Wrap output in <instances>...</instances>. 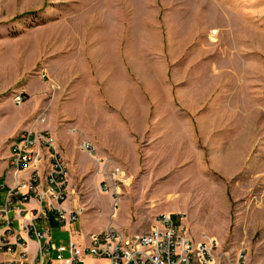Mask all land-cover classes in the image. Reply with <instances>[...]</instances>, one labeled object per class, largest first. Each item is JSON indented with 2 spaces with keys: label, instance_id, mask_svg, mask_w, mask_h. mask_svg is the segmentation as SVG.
<instances>
[{
  "label": "rangeland",
  "instance_id": "rangeland-1",
  "mask_svg": "<svg viewBox=\"0 0 264 264\" xmlns=\"http://www.w3.org/2000/svg\"><path fill=\"white\" fill-rule=\"evenodd\" d=\"M155 108L161 129L138 131ZM23 129L71 158L63 195L79 213L51 230L56 246L165 214L264 264V0H0V179ZM104 160L122 173L112 191Z\"/></svg>",
  "mask_w": 264,
  "mask_h": 264
},
{
  "label": "built area",
  "instance_id": "built-area-1",
  "mask_svg": "<svg viewBox=\"0 0 264 264\" xmlns=\"http://www.w3.org/2000/svg\"><path fill=\"white\" fill-rule=\"evenodd\" d=\"M14 102L20 104L21 96ZM47 141L44 132L31 129H23L21 139L13 140L8 169L14 183L0 204V264H48L53 261L52 254L61 264H84L88 259L102 264H241V256L231 259L215 238L202 236L194 241L181 217L172 219L165 214L156 216L146 233L127 235V246L118 245L119 232L112 227L92 234L91 248L71 241L67 247L56 246L46 226L48 216L52 215L59 225H70L79 212L66 213L62 208V185H66L67 174H62ZM34 144H41L44 160H54L55 173H47L43 162L27 166ZM82 149L89 152L86 143ZM102 167L107 172L116 171L106 160ZM21 170H29V179H17ZM31 200H37V206L27 208ZM38 224L45 226L40 229ZM20 233H29V242H22Z\"/></svg>",
  "mask_w": 264,
  "mask_h": 264
},
{
  "label": "crops",
  "instance_id": "crops-1",
  "mask_svg": "<svg viewBox=\"0 0 264 264\" xmlns=\"http://www.w3.org/2000/svg\"><path fill=\"white\" fill-rule=\"evenodd\" d=\"M164 81H165V79H162V81L160 82L161 84H163L164 85ZM67 100H68V98H67ZM67 100H66V102H67ZM65 102V103H66ZM152 103H154V102H152ZM158 103H160V102H158ZM64 104V103H63ZM155 104V103H154ZM157 106V105H156ZM161 106V105H160ZM159 106V108H161ZM159 108H157L158 110H159ZM151 113L152 112H150V109L149 110H145L144 111V114H143V116L141 117V119H140V124H139V129H138V131L139 130H144V129H146V127H148V128H151V129H154V130H156V129H161V126H160V124H158V120H160V115H159V112L156 110V108L154 109V111H153V113H152V115H151ZM132 131V133H134V134H136V132L134 131V130H131ZM131 133V134H132ZM128 136V135H127ZM57 137H58V134L56 133V139H57ZM128 139H127V141H128V145H129V154H136L137 153V144L136 143H134L133 142V140L131 139V137H127ZM163 140V137H158V136H156V137H150V139H149V142L150 143H153V146L155 145V147L152 149V147H151V149H150V151L152 150H154V151H158L159 152V148H162V145L164 144L163 142H160V141H162ZM176 141L180 144V145H182V140H181V138H177L176 139ZM175 143V142H174ZM59 144V143H58ZM176 144V143H175ZM179 145V146H180ZM58 146H60V145H56V150L58 151V153L60 154V156H61V158H62V160H63V162H64V164H65V166H66V168L67 167H71V170H72V164H70V161L68 162V160H71V158H69L67 155H65L64 157L62 156V154H61V152H62V149H60V147H58ZM96 147H95V149H96V151H97V154H98V152L100 151V152H102V151H106L105 150V148L104 147H99V146H97V145H95ZM108 151H110V152H112V153H115L116 155V157L118 158H125V156L124 155H119L118 153H117V151H115L114 152V150L113 149H107ZM171 150V149H170ZM169 150V148L167 149L166 148V150H164L163 152H168V151H170ZM181 150V148H178V152ZM107 156V155H106ZM228 162H229V165L231 166L232 165V157L230 156L229 158H228ZM47 165V163H45L44 164V168H45V166ZM227 173V172H226ZM226 173H221L222 175H224V174H226ZM20 178L21 179H25L26 178V174H21V175H19L18 176V180H20ZM42 182H43V179H44V177L42 176ZM0 180H2L1 182H0V192H3L4 193V197H5V195H6V193H7V191H8V189H9V187L10 186H12V184L14 183L13 181H14V179H13V176H12V174H11V171L9 170V169H7V172H6V175H5V177H4V179H0ZM67 189H69V187H67ZM65 198H66V195H67V190H66V188H65ZM108 199L111 201V198L108 196ZM66 200V199H65ZM63 201L64 203L62 204V208H63V210L64 211H66V213H69V212H71V210L69 209V206H70V202L71 201H69V198L66 200V201ZM3 201H4V198H3ZM3 203V202H2ZM37 200H31V202L29 203V205L27 206V208H34V207H36L37 206ZM77 212V211H76ZM71 213H74V212H71ZM158 216V215H157ZM156 218V217H155ZM154 218V219H155ZM48 223L46 224V226H48L49 228H50V232H51V230L52 229H55L56 230V227L58 228V227H60L61 225H59V224H57L56 223V221H55V219H54V217L52 216V215H49L48 216ZM154 219H153V221H154ZM153 223V222H152ZM228 224V223H227ZM15 225V224H14ZM40 229H43L44 228V226L45 225H43V224H38L37 225ZM66 226V230L67 231H70V225H65ZM118 231V230H117ZM92 234L93 233H91L89 236H88V243H89V240H90V238H91V236H92ZM123 235V234H122ZM126 236V235H125ZM213 237V236H212ZM52 241V240H51ZM198 241H200V240H198ZM71 242H74V241H72L71 240ZM75 243V242H74ZM87 243V244H88ZM76 244V243H75ZM86 244V245H87ZM52 256H53V254L51 255V259H52ZM86 262H91V263H99V264H102L101 262H98V261H95V260H92V259H88ZM85 262V263H86ZM48 264H61V263H58V262H56V261H54V259H53V261L51 262V263H48Z\"/></svg>",
  "mask_w": 264,
  "mask_h": 264
},
{
  "label": "bare ground",
  "instance_id": "bare-ground-1",
  "mask_svg": "<svg viewBox=\"0 0 264 264\" xmlns=\"http://www.w3.org/2000/svg\"><path fill=\"white\" fill-rule=\"evenodd\" d=\"M44 135H45V137H48L46 133H44ZM20 139H21V132L15 137L14 140H20ZM47 148H49L50 150H52V152H54V158L57 159V163L59 164V167H61L62 174H66V166H65L60 154L55 149L54 144L52 142V139L49 137H48V141H47ZM86 148L91 150L90 145H88V144H86ZM11 153H13V144L11 146L10 154ZM44 159H45V154L42 153V151H41V144H34V146H32V148H31L30 159H27V166H40V163L43 162V166L45 163H47V165L44 168V169H46L47 173H55L54 160H44ZM108 173L109 174H108V180L107 181L110 183L109 186H110L111 191H112L113 187H112L111 182L114 179H117V180L120 179L119 176L122 175V173L118 168H116L115 173L114 172H108ZM21 174H26L25 179H29V170H21L19 172V175H21ZM65 186L66 185H62V199L63 200H64L63 192L65 190ZM20 240H22V242H29V233H20ZM117 242H118V245H120V246H127V236L122 235L120 233L117 234ZM91 243H92V237L90 239V245L87 248H91Z\"/></svg>",
  "mask_w": 264,
  "mask_h": 264
}]
</instances>
